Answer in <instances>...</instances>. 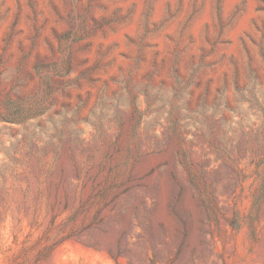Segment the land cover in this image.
Wrapping results in <instances>:
<instances>
[{"label": "rangeland", "instance_id": "obj_1", "mask_svg": "<svg viewBox=\"0 0 264 264\" xmlns=\"http://www.w3.org/2000/svg\"><path fill=\"white\" fill-rule=\"evenodd\" d=\"M0 264H264V0H0Z\"/></svg>", "mask_w": 264, "mask_h": 264}]
</instances>
